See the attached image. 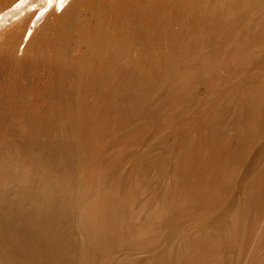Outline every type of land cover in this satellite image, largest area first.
Listing matches in <instances>:
<instances>
[{
    "label": "rangeland",
    "instance_id": "374dc122",
    "mask_svg": "<svg viewBox=\"0 0 264 264\" xmlns=\"http://www.w3.org/2000/svg\"><path fill=\"white\" fill-rule=\"evenodd\" d=\"M25 1L0 15V238L34 229L30 264H264V0Z\"/></svg>",
    "mask_w": 264,
    "mask_h": 264
},
{
    "label": "bare ground",
    "instance_id": "6f19581e",
    "mask_svg": "<svg viewBox=\"0 0 264 264\" xmlns=\"http://www.w3.org/2000/svg\"><path fill=\"white\" fill-rule=\"evenodd\" d=\"M64 1L65 0H59L60 4H63ZM25 2H26L25 0H18L12 5V7L9 10L5 11L3 14L0 12V15H2V17L8 16L9 14L16 15L17 13H19V11L22 10L23 8L22 6L24 5ZM50 2H52V0ZM50 4L51 3H49L47 6H49ZM31 32L32 31L30 28L27 29L26 35L28 33V36H29ZM28 36L26 38H28ZM11 41L12 40L10 39L9 42L11 43ZM13 46L15 47L14 44ZM41 55L43 56L44 59L53 57L52 53L50 52H47V53L41 52ZM13 58L16 64L20 62V59L17 57V55H14ZM0 194H4V193L0 192ZM38 197H39V193L36 194V198ZM0 212L3 213L4 209L0 208ZM2 231L4 235H6L4 236V238L8 240V243H5L3 238L2 237L0 238V247H6L5 254L3 255L4 256L3 264H30L28 262V254L30 252L29 250L30 246L27 241L30 235L34 232V229L23 226L21 224L11 223L7 225L6 228L3 229ZM38 233L40 236L44 235L42 232H39V230H38ZM36 247H39L37 243H36Z\"/></svg>",
    "mask_w": 264,
    "mask_h": 264
}]
</instances>
